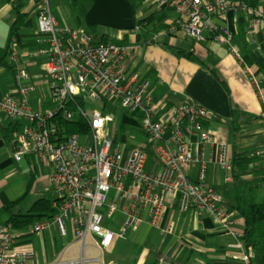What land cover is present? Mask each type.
Masks as SVG:
<instances>
[{
  "label": "built area",
  "instance_id": "obj_1",
  "mask_svg": "<svg viewBox=\"0 0 264 264\" xmlns=\"http://www.w3.org/2000/svg\"><path fill=\"white\" fill-rule=\"evenodd\" d=\"M36 5L37 27L55 102L51 110L33 106L29 100L32 76L21 64L17 40L13 39L10 60L15 69L17 93L0 95V118L6 117L19 126L15 135L16 162L35 159L51 169L49 187L56 215L51 220L33 224L31 235L56 228L60 237L72 233L79 243L81 256L67 264H121L106 261L104 255L116 240H123L147 223L163 236H174V222L163 226L166 212L176 209L180 215H203L215 229L234 239L229 259L251 264L253 254L242 238L244 221L238 222L226 207L225 199L209 183V169L215 165L231 183L233 155L227 141H216L208 131L211 114L193 101H185L160 117L162 106L152 95L150 80L127 68L129 47L95 39L91 34L61 29L54 18L49 0H32ZM186 17L184 27L197 41L205 34L230 48L233 36L218 28L213 20L228 13H247L253 17L252 28H264V13L250 9L244 0H154ZM141 21L134 31L146 28ZM246 74L259 97L264 100L260 82L252 69ZM102 98L118 103L127 114L139 115L140 131L153 149L158 169L151 168L149 156L139 149L128 150L109 131L115 116L104 115ZM83 120L89 133L65 134L63 123ZM215 146L214 157L208 149ZM253 156H262L260 152ZM117 215L122 217L117 224ZM118 225V230L112 229ZM71 232V233H70ZM17 235L7 223L0 222V264H34L32 249L16 244ZM91 241V244L88 243ZM91 247L99 257L87 256ZM58 264H62L59 262Z\"/></svg>",
  "mask_w": 264,
  "mask_h": 264
},
{
  "label": "crops",
  "instance_id": "obj_2",
  "mask_svg": "<svg viewBox=\"0 0 264 264\" xmlns=\"http://www.w3.org/2000/svg\"><path fill=\"white\" fill-rule=\"evenodd\" d=\"M49 3L61 29L88 33L97 40L106 39L131 49L132 57L125 64L128 69L138 71L150 80L152 95L162 106L160 117L166 118L171 109L180 107L185 101H193L211 114L207 128L216 141H227L232 155L242 152L256 157L255 166L264 167V100L249 80L245 66L252 69L260 82L263 96L264 71L243 61L246 52H252L264 61V28H252L251 15L231 12L213 20L218 28L232 34L231 45L241 56L239 59L214 35L206 33L204 41L195 40L184 27L186 17H180L172 8L159 6L154 0H49ZM17 8L25 16L17 42L21 64L32 76L29 100L36 108L51 110L55 102L45 70V58L37 54L44 45L38 33L36 5L32 0H0V95L17 93L15 69L10 60L12 25ZM258 9L264 13V0H259ZM141 21H146L148 26L134 31ZM108 102L109 105L102 102L99 106L103 112L112 111L117 119L109 131L118 141H123L128 150L145 152L151 168L158 169L153 149L146 144L140 131L139 115H129L118 103ZM11 126L9 119L0 118V222L4 223L9 216L3 213V208L25 199L33 179V188L41 189L43 196L36 202L32 199L28 209L19 205L13 213L25 214L39 200L53 199V195L51 198L46 196L51 193V169L39 165L35 159L14 160L16 145L6 139V131ZM214 149L215 146L208 149L209 158L214 157ZM257 152L262 156H253ZM209 183L226 202H234L238 196L251 193L257 201H262L264 175L252 174L227 184L225 173L212 165ZM231 214L238 222L243 221L235 213ZM199 218L194 214L180 215L175 208L169 209L163 226L176 223L174 236H163L145 223L126 239L116 240L104 258L121 264L128 258L127 264H240L228 256L230 251L233 252L234 239L217 231L208 217ZM117 220L118 224L122 217L117 215ZM118 228V225L112 227L116 231ZM15 233L19 248L36 252L34 264H67L81 256L80 245L74 241L71 232L70 236L63 238L56 228H51L24 239H20L21 233ZM120 249L128 255L116 258ZM87 256L96 258L100 255L89 247Z\"/></svg>",
  "mask_w": 264,
  "mask_h": 264
},
{
  "label": "trees",
  "instance_id": "obj_3",
  "mask_svg": "<svg viewBox=\"0 0 264 264\" xmlns=\"http://www.w3.org/2000/svg\"><path fill=\"white\" fill-rule=\"evenodd\" d=\"M244 1L248 8L258 9L259 0ZM15 13L16 17L12 25V37L17 40L18 31L20 27L25 24V16L21 15L19 8L16 9ZM103 41L107 42L108 40L103 39ZM17 43L19 44V42ZM243 61L248 65L255 64L264 71V61L252 52H246L243 56ZM63 125L65 127V134L67 135H86L89 133L88 125L83 120L65 122ZM19 131V126H11V129L6 131V139L11 142L13 146L16 145L15 135ZM256 162V157H249L242 152L234 153L231 169L233 180L237 181L238 179L252 174L257 176L264 175V167H256ZM33 182H35V179L29 183L27 194L33 188ZM21 201L22 199L4 207L3 213L9 216L7 224L12 227L15 232L21 233L20 239H24L31 236L28 232L33 224L44 220H51L57 212L53 208V202L51 200L42 199L39 200L27 213L14 214L13 211L19 206ZM233 201L234 202L227 201L226 207L229 212L238 215L245 223V232L242 242L245 244L247 250L251 251L253 254L251 264H264V200L261 202L257 201L254 194L251 193V195L246 194L238 196Z\"/></svg>",
  "mask_w": 264,
  "mask_h": 264
},
{
  "label": "rangeland",
  "instance_id": "obj_4",
  "mask_svg": "<svg viewBox=\"0 0 264 264\" xmlns=\"http://www.w3.org/2000/svg\"><path fill=\"white\" fill-rule=\"evenodd\" d=\"M103 103H106V104H108L109 105V102H108V99L107 98H102V100H101ZM104 113V115H108V116H114L113 115V112L112 111H110V110H106L105 112H103ZM141 138V140L142 141H144V138L141 136L140 137ZM133 140H135V138H133ZM135 145V144H134ZM142 145H143V143H142ZM37 185V184H36ZM264 189V188H263ZM42 190L41 189H36V187H34L27 195H26V197H25V199H23L22 201H21V203L19 204L20 206L19 207H22L23 209H28L29 207H30V203L32 202L31 200L33 199L34 201L33 202H36V200H38L39 198H41L43 195V193L41 192ZM41 192V193H40ZM262 192V191H261ZM53 194H52V192L51 193H47V197H49V198H51V196H52ZM261 199H262V201L264 200V192H262V195H261ZM125 251L124 250H122V249H120V250H118L117 252H116V254H115V257L117 258V256L118 257H126L128 254L127 253H124ZM88 254H89V252H88ZM128 258V257H127ZM79 259H80V257H79ZM78 259V260H79ZM117 260H119V261H121L120 260V258H118ZM74 261H76V260H74ZM130 261V259L128 258V259H123V262H124V264H127V262H129ZM131 264H135V263H133V262H131Z\"/></svg>",
  "mask_w": 264,
  "mask_h": 264
}]
</instances>
